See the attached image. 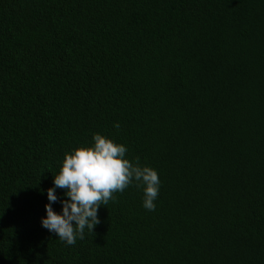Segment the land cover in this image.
Masks as SVG:
<instances>
[{"label": "trees", "instance_id": "obj_1", "mask_svg": "<svg viewBox=\"0 0 264 264\" xmlns=\"http://www.w3.org/2000/svg\"><path fill=\"white\" fill-rule=\"evenodd\" d=\"M94 133L156 207L130 185L67 245L46 190ZM0 264H264V0H0Z\"/></svg>", "mask_w": 264, "mask_h": 264}, {"label": "clouds", "instance_id": "obj_2", "mask_svg": "<svg viewBox=\"0 0 264 264\" xmlns=\"http://www.w3.org/2000/svg\"><path fill=\"white\" fill-rule=\"evenodd\" d=\"M113 126L120 127L118 122ZM127 151L126 145L94 133L90 144L66 152L52 186L46 190L48 202L41 226L65 244L75 245L77 239L84 238L85 229L92 231L100 222L99 207L133 184L143 192L142 206L154 211L161 184L158 172L142 165L139 157L135 162L128 159ZM57 188L64 190L66 198L58 197ZM56 202L61 205L59 212L53 208Z\"/></svg>", "mask_w": 264, "mask_h": 264}]
</instances>
